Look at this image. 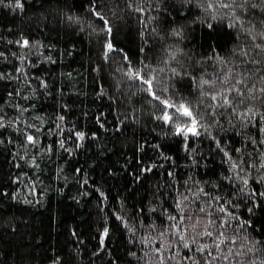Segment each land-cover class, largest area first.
<instances>
[{
    "label": "trees",
    "instance_id": "obj_1",
    "mask_svg": "<svg viewBox=\"0 0 264 264\" xmlns=\"http://www.w3.org/2000/svg\"><path fill=\"white\" fill-rule=\"evenodd\" d=\"M185 1L34 0L10 9L20 20L47 25L70 38L72 52L81 50L80 58L89 67L94 61L89 84H104L101 104L118 118L112 132L127 148L125 159L132 155L130 149L141 157L144 168L147 210L133 214L121 199L117 212L126 217L122 234L129 243L135 239L139 248L137 263L165 264V255L173 258L177 251H188L171 243L177 240L175 228H169L175 222L169 217H178L181 209L183 217L200 221L193 228L186 220L189 242L214 218L213 211L215 217L228 221L226 235L235 236L237 244L231 247L239 255L227 260L220 255L212 264H264V0L246 4L223 0L231 5L228 8L219 6L221 0ZM224 28L230 32L228 39ZM227 47L228 54H218ZM136 72L139 79L133 75ZM241 80L242 84L236 83ZM233 86L243 95L235 90L228 95ZM217 93L228 96L231 106L220 107L219 96L213 101L211 96ZM166 95L192 111L198 121L197 135L178 134L190 121L176 111L179 106L166 108L161 103L172 101ZM166 113L169 121L163 119ZM93 141L97 147L96 136ZM137 183L135 176L133 185ZM103 189L98 182L99 200L94 207H100L99 212L109 201ZM1 194L0 264H41L45 254L56 264L99 262L97 252L86 249V236L79 237L60 214H46L45 194L41 203L29 206L6 197V192ZM167 197L172 203L169 225L158 228L152 212ZM198 208L208 216L198 213ZM74 210L72 204L70 211ZM139 211L149 213L144 225ZM197 243L211 245L212 241L197 237ZM107 251L102 264H117ZM197 259L206 264L199 253L192 260L182 258L188 264Z\"/></svg>",
    "mask_w": 264,
    "mask_h": 264
},
{
    "label": "rangeland",
    "instance_id": "obj_2",
    "mask_svg": "<svg viewBox=\"0 0 264 264\" xmlns=\"http://www.w3.org/2000/svg\"><path fill=\"white\" fill-rule=\"evenodd\" d=\"M31 1L34 0L0 3V184L5 185L0 186V195L6 192V197L29 206L41 203L40 196L45 194L46 214H60L79 237L86 236V249L97 252V264L108 256V249L117 264H139L137 243L135 239L129 243L122 234L126 217L117 212L121 199L133 209V214L138 209L147 210L142 159L130 149L127 152L132 155L125 159L127 148L119 143L111 128L118 125V118L99 99L104 82L95 87L89 84L94 61L89 67L80 58L81 50L72 52L70 38L11 13L10 8L17 2L24 5ZM222 31L228 39L230 32L225 28ZM229 47L224 51L220 48L218 54H228ZM166 99L172 100L167 102L173 107L180 106L175 97L166 95ZM28 136L33 137V142L27 140ZM94 136L99 142L97 147ZM78 152L81 154L77 157ZM135 176L138 183L134 186ZM98 182L109 196L102 213L100 207H94L99 200L95 191ZM161 203L151 211L158 228L164 223L169 225L167 214L172 205L168 197ZM142 211L139 214L144 225L147 221L143 219L149 213ZM177 213L178 218L182 216L181 209ZM171 243L180 247L176 241ZM176 253L173 258L165 255L164 263L179 264L181 260L180 264H188L182 260L189 256L188 251ZM41 264L56 262L45 254Z\"/></svg>",
    "mask_w": 264,
    "mask_h": 264
},
{
    "label": "snow or ice",
    "instance_id": "obj_3",
    "mask_svg": "<svg viewBox=\"0 0 264 264\" xmlns=\"http://www.w3.org/2000/svg\"><path fill=\"white\" fill-rule=\"evenodd\" d=\"M3 0H0V3H2ZM232 3L235 4L236 0H232ZM244 3H248V0H244ZM220 7L223 8H228L231 5L228 3L223 2V0H221V3L219 5ZM16 7H21V5L17 2ZM209 7H212V4H209ZM100 19H103V17L101 16ZM110 31V29H109ZM24 45H27V41H24ZM107 48L109 51L112 50V45L109 43L107 44ZM133 75L136 78H140V73L136 72L133 73ZM229 78H226L223 83H228ZM144 83H148L150 85V81H143ZM204 83L206 84L207 81H204ZM237 84H242L243 81H236ZM235 90L237 92V95H243L242 90L233 87H229L227 89V93L228 95L231 94V92ZM261 91H264V89H261ZM221 98V101L219 103L220 107H223L225 105L231 106L230 101L228 99V96L224 95V93H217L215 95L211 96V99L213 101H217V97ZM161 103L164 104V106L166 108H171L173 107V105L169 104L167 101H161ZM211 107V105H210ZM176 111L183 117L188 118V120L190 121V126L187 128H180L178 131V134H183V135H187V134H191V135H197L198 131H197V123L198 121L194 118L192 111L186 107L185 105H180ZM163 119L165 121H169L171 119L170 116H168V114L166 113L163 117ZM80 138L82 137V134H80ZM27 140L31 143L33 142V137L32 136H28ZM246 183V181H245ZM200 191H203L202 189ZM207 195V194H206ZM179 206V205H178ZM221 212H224V209L221 208L220 209ZM198 213H205V209L203 208H198L197 209ZM213 219L208 220L207 224L205 225L204 229L202 231H198L195 236L191 237V242H189V237L187 235L188 232V224L186 223V220L188 222L191 223V226L193 228H195L200 221L199 220H194L191 216L189 217H177L176 215H172L169 217L170 221H174L175 223H171L169 225V228H175L176 232V240L177 243L179 244L180 247L187 249L188 252L192 253V256H186V259L192 260L193 256H195L196 253L200 254V258L202 260H204L206 262V264H212L213 260H219L220 259V255H224V259L227 260L230 256H232L233 254L235 255H239L238 252L234 253L233 248L231 246L236 245L237 244V240L235 238V236H233L232 238H229L226 235V230L228 225V221L227 220H222L218 217H215L214 215V211H213ZM208 216V213H205V218ZM215 226L217 229L216 234L214 235L213 231L211 230L212 227ZM243 227V225H237V228H241ZM238 234V233H237ZM197 237H199L200 240H204L205 238L209 239L212 241L211 245L208 244H198L197 243ZM222 245H228L227 248H222ZM215 249L216 252H213L211 249ZM167 249H165L166 251ZM161 251L160 248L157 249V252L159 253ZM249 251H251V249H249ZM206 253V255H205ZM211 258V259H209ZM193 264H200V260H193Z\"/></svg>",
    "mask_w": 264,
    "mask_h": 264
}]
</instances>
